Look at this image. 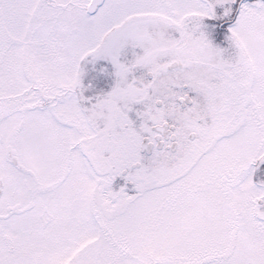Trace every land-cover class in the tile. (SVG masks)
<instances>
[{"label": "snow or ice", "instance_id": "snow-or-ice-1", "mask_svg": "<svg viewBox=\"0 0 264 264\" xmlns=\"http://www.w3.org/2000/svg\"><path fill=\"white\" fill-rule=\"evenodd\" d=\"M0 264H264V0H0Z\"/></svg>", "mask_w": 264, "mask_h": 264}]
</instances>
